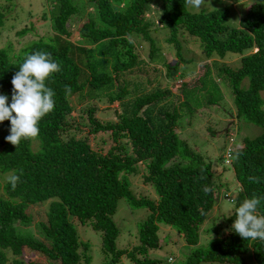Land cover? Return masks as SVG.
Instances as JSON below:
<instances>
[{"label":"trees","instance_id":"1","mask_svg":"<svg viewBox=\"0 0 264 264\" xmlns=\"http://www.w3.org/2000/svg\"><path fill=\"white\" fill-rule=\"evenodd\" d=\"M86 1L93 3L97 12L96 18H88L79 28L80 36L90 45L70 39V17L79 12L76 0H52L50 33L46 37L18 52L0 48V93L8 96L9 103L12 77L27 55L47 51L61 66V71L47 81L55 92V108L40 121L36 139L22 140L16 147L5 140L10 134V121L0 123V177L4 178L0 181V264L8 260L11 264L88 263L89 243L80 239L75 226L78 223L90 224L101 233V250L110 255L111 263L123 256L137 264L153 263L149 252L159 246L162 223L194 247L184 264H247L246 253L256 264H264V240L243 239L232 229L239 204L253 194L264 197V101L260 97L264 88V1L246 4L237 26L227 22L229 8L225 5L190 13L185 0ZM153 4L159 10L157 22L148 19ZM4 17L0 10V26ZM157 28L168 31L165 42L174 48L176 56L172 64L151 34ZM179 28L199 40L207 58H223L227 52L239 54V67L221 62L217 70L230 88L236 115L262 129L232 148L230 161H225L238 184L236 195L229 196L234 209L225 221L228 232L214 238L205 249L198 246L200 226L216 201L219 187L211 164L180 137L177 128L180 118L222 97L210 94L197 102L192 93L207 90L209 82L204 85L200 81L211 75L212 66L203 63L204 71L193 85L194 81L186 86L181 81L177 105L168 102L172 94L167 88L146 91L147 84L135 80L138 92L133 94L125 80L135 68L149 66L157 70L162 65L169 76L179 62L187 61ZM133 35L148 44L146 56L136 49ZM245 78L247 87L241 86ZM210 85L219 89L212 80ZM87 94L106 98L104 110L117 101V107L112 108L115 119L97 117L98 105L90 104L79 109L78 116L86 128L79 126L72 101ZM139 165L144 170L142 183L154 188L155 199L131 189L126 176L138 173ZM12 174L20 176L15 189L7 179ZM249 177H259L260 182L254 183ZM205 187L210 191L205 192ZM120 198L130 207L149 211L137 226L138 242L131 248H118L116 244L119 229L112 215ZM43 200L49 201L48 209L37 225L51 244L16 230L17 225L34 222L29 207ZM259 211L264 213V199Z\"/></svg>","mask_w":264,"mask_h":264},{"label":"rangeland","instance_id":"2","mask_svg":"<svg viewBox=\"0 0 264 264\" xmlns=\"http://www.w3.org/2000/svg\"><path fill=\"white\" fill-rule=\"evenodd\" d=\"M254 0H205L204 5L199 8H193L186 4V10L190 13L200 12L202 10H211L221 6H228L229 16L227 22L232 26H237L239 17L243 13L244 6ZM264 1V0H263ZM79 6V12L70 17L69 29L71 31L70 39L79 45H90L89 40L83 38L79 34V28L88 18H96V7L93 3L86 0H76ZM52 0H0V10L5 14L3 24L0 26V48L12 49L18 52L21 48L28 45L32 41H36L41 37H46L50 33L49 27V9ZM159 10L154 4L151 5L148 12V19L157 22ZM157 24V23H156ZM31 26V29L28 30ZM25 28L23 31L22 29ZM152 36L157 40L158 45L164 52L166 61L169 64L174 63L176 59L174 48L165 42L168 31L165 28H157L151 32ZM182 35V36H181ZM179 39L182 44L183 56L188 60L179 62L173 74H167V69L162 65L157 70L152 67L144 69L135 68L125 76V80L129 84V91L136 94L138 90L135 88L134 81L147 84V89L167 88L171 91L168 98L170 105H177L180 100V86L184 82V86L199 78L204 71L203 63H210L212 66L211 75L206 76L200 81L204 85L209 82L207 90H195L192 93L196 97L197 102H202L205 97L212 94L213 96H222L208 106H203L192 115L183 116L178 121L177 131L182 139H185L189 146L202 154L206 161L211 164L213 179L219 187L216 201L212 209L208 212L203 224L200 226V236L198 246L205 249L210 246L212 240L216 237L225 235L229 227L226 225V218L230 216L234 209V202L228 199V196H235L237 193V182L235 180L232 167L225 162L223 157L226 146L231 148L240 145L244 138H252L261 133L262 129L259 125L248 121L243 116L236 115V108L233 103L230 88L225 82L224 77L219 74L217 65L221 62L228 63L231 67L237 68L240 65L239 54L227 52L223 58L214 56L207 58L201 52L199 40L190 35L187 31L179 28ZM45 39V38H44ZM136 49L142 56H146L148 44L141 41L140 37L131 36ZM141 46V48H140ZM214 60V61H213ZM134 76H139L134 78ZM210 80L218 86V90L210 85ZM247 79L245 78L241 86L247 87ZM2 94V93H0ZM260 97L264 101V88L260 91ZM90 104H96L99 107L96 113L97 117L103 120L115 119L112 108L117 107V101L112 103L110 109L107 108L106 98H96L93 95H83L81 100H73V115L76 116L75 121L79 126H83L78 116L79 109L85 108ZM83 128H86L83 126ZM233 134L234 141L229 144L227 136ZM1 138V134H0ZM100 143V141H99ZM175 159L173 161H176ZM144 170L139 165V172L136 174H127L126 178L130 183L131 189L137 195H143L152 199L156 198V192L151 185L142 183V174ZM1 178V177H0ZM4 178H1V183ZM48 200H43L29 207V212L34 216V222L29 225H17V232L31 233L37 239H41L48 244L50 240L44 237L40 231L37 221L46 217L48 209ZM149 211L145 207H130L124 198H120L117 207L112 215L113 221L119 229L116 239L118 248H131L138 242L137 226L144 220ZM81 240L89 243L88 253L91 257L88 263L80 264H137L127 257H122L117 263L110 262V255H105L101 250V233L91 228L90 224L75 225ZM159 246L149 252V257L155 259L151 264H168V257L174 259V264H184L188 254L193 250V246L187 244L174 228L165 224H159ZM11 256V255H10ZM38 257V256H37ZM247 264H256L250 253L244 254ZM6 264H11L10 260ZM199 264H230L228 262H209L203 261Z\"/></svg>","mask_w":264,"mask_h":264},{"label":"clouds","instance_id":"3","mask_svg":"<svg viewBox=\"0 0 264 264\" xmlns=\"http://www.w3.org/2000/svg\"><path fill=\"white\" fill-rule=\"evenodd\" d=\"M185 3L199 9L205 0H185ZM60 71V64L47 51L38 50L24 58L11 80V103L7 95L0 94V123L8 120L11 125L10 134L5 137L7 142L17 147L22 140H33L39 136L40 121L55 108V92L47 81ZM7 179L13 189L20 182L17 174ZM249 180L260 182L259 177H249ZM204 191L210 189L205 187ZM262 199L264 197L253 194L236 208L232 229L241 238L264 240V213L259 211ZM168 264H174L173 257H168Z\"/></svg>","mask_w":264,"mask_h":264},{"label":"built area","instance_id":"4","mask_svg":"<svg viewBox=\"0 0 264 264\" xmlns=\"http://www.w3.org/2000/svg\"><path fill=\"white\" fill-rule=\"evenodd\" d=\"M227 138L229 139V144H232L234 141L233 134L229 133ZM231 153H232V148L230 147V145L226 146V148L224 150V155H223L225 158V161H230ZM228 199L231 200V198L229 196H228Z\"/></svg>","mask_w":264,"mask_h":264}]
</instances>
